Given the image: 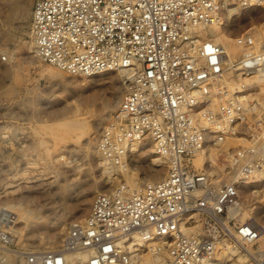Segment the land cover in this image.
<instances>
[{
	"label": "built area",
	"instance_id": "built-area-1",
	"mask_svg": "<svg viewBox=\"0 0 264 264\" xmlns=\"http://www.w3.org/2000/svg\"><path fill=\"white\" fill-rule=\"evenodd\" d=\"M254 8L264 0H34L44 62L74 76L129 73L98 142L104 158L126 167L127 145L149 139L168 172L136 194L96 195L58 249L22 264H82L79 254L83 264H264V223L238 220L243 185L264 171V93L253 100L237 83L264 74V42L240 33L231 58L212 31ZM13 223L0 206V251L14 246Z\"/></svg>",
	"mask_w": 264,
	"mask_h": 264
},
{
	"label": "rangeland",
	"instance_id": "rangeland-1",
	"mask_svg": "<svg viewBox=\"0 0 264 264\" xmlns=\"http://www.w3.org/2000/svg\"><path fill=\"white\" fill-rule=\"evenodd\" d=\"M33 3L25 18L29 0H0V206L13 215L12 249L19 252L58 249L69 228L86 218L96 195L126 184L125 168L104 158L98 142L116 118L129 76L119 71L74 76L44 62L30 48ZM238 12L231 14L232 36L264 25L263 8ZM258 88L248 94L257 99L264 93V88ZM73 115L87 126V133L79 139L77 132L66 135L60 126ZM153 148L149 139L130 148L131 166L137 165L134 170L146 179L158 167L150 156ZM30 156L41 158L32 174L26 170ZM158 169L163 176L168 172ZM30 176L32 180L26 178ZM254 185L241 192L248 212L244 222L264 223V185ZM25 208L36 218H22L28 214ZM52 236L58 242L46 244ZM9 261L22 264L20 256L12 255Z\"/></svg>",
	"mask_w": 264,
	"mask_h": 264
},
{
	"label": "bare ground",
	"instance_id": "bare-ground-1",
	"mask_svg": "<svg viewBox=\"0 0 264 264\" xmlns=\"http://www.w3.org/2000/svg\"><path fill=\"white\" fill-rule=\"evenodd\" d=\"M30 2L31 0H29V4L27 5V7L25 8V11H24V15L23 17H27L28 14L30 13V10H31V7H30ZM239 13V12H238ZM230 15H231V11L229 13L226 14V19H230ZM233 16V15H232ZM212 31L214 32V34L217 36V39L221 41V43H223L227 49V52H228V55L231 57V58H234L235 54L239 53L240 51V47L236 44V41H235V36H232L227 30L226 28H224L223 26H214L212 27ZM249 33H251L256 39L257 41H260V42H264V25H261L259 27H253ZM31 50L33 53H35L37 56H38V52L34 46V42L31 43V46H30ZM57 71L61 70L57 67ZM63 71V70H61ZM65 72V71H64ZM55 73V72H54ZM57 73V72H56ZM119 73L123 74V75H126V76H129V73L126 72V71H121L119 70ZM60 74V73H58ZM55 75V74H53ZM96 77V76H95ZM255 78V81L254 82H251L253 81ZM253 78H245V77H239V81H241V84L237 81V83L240 85L239 88L241 89L242 88V84H244V87L245 88H242L241 91L239 92H245V93H248L250 90H254L255 88L259 87L258 90H261L264 88V74H260L258 76H255ZM253 79V80H251ZM256 83L255 86H253L254 84ZM246 84V85H245ZM254 87V88H253ZM248 96L250 98L253 99V93H250L248 94ZM253 96V97H252ZM120 98V97H119ZM119 98L117 97V99L114 100V102L116 103L114 107H116V105L118 104L119 102ZM262 105H264V102H262ZM78 112V111H77ZM77 112L74 114L75 116H77ZM77 114V115H76ZM73 115V117H71L72 119H69V120H66L64 121L60 126H62L64 128V131L66 133V135H70L72 136L75 132H77V137L78 139L87 133V126L85 123L81 122L80 120L81 119H78L77 117H75ZM76 137V138H77ZM145 141V139H144ZM143 142V141H142ZM137 142H133V143H130L127 145L128 147V152L130 151V148L132 149L135 148ZM232 142H229V145H231ZM235 144V143H234ZM233 145V144H232ZM97 154H100V151H96ZM138 155V153H137ZM147 156V155H146ZM144 156V157H146ZM150 156L151 158H153L152 161H154L156 163V166L158 167H163V170L164 168L168 169L167 166H168V161L167 159L162 156V155H159L157 153V151L153 150L150 152ZM102 158V157H101ZM126 157H124L123 159L125 160ZM132 159V158H131ZM138 159V158H137ZM137 159L136 162H137ZM105 160V159H104ZM200 158H198V161L197 162H200ZM39 161H41V158L40 157H37V158H34L32 156H30L29 158H27V167H26V170L29 171L28 174H32V171L33 169L35 168V166L37 164H39ZM107 161V160H106ZM139 161V160H138ZM105 162V161H104ZM134 161L133 160H128L127 161V168L124 167L125 169H123V173H124V176H125V186L124 188L126 189L127 192H129L130 194H136L137 192H139L140 190H142L143 186L145 185V183L150 180V181H157V180H160L164 174H162V169H158V167H154V169L149 173L150 175V178L146 179V177H141L139 175V173L134 170V165L131 166V163H133ZM130 164V166H129ZM148 164V163H147ZM136 168H137V165H135ZM140 166V165H139ZM144 166H146L144 164ZM37 167V166H36ZM121 168V167H120ZM152 168L149 166V169ZM151 170V169H150ZM44 173H45V170H43ZM168 171V170H167ZM219 171L220 169L217 167L216 168V172L219 174ZM146 172V171H145ZM221 172V171H220ZM148 173V172H147ZM19 173H17V175H19ZM23 174V173H22ZM26 176V174L24 175ZM44 176V175H42ZM218 177V176H217ZM257 180L256 181H249V182H246L245 185H243V189L245 188H248L249 187V184H255L254 186L257 188L258 185L262 186L261 184L263 183H257V182H262V180L264 179V171L261 172L260 174H258L257 176ZM28 178V180H32V176L30 177H26ZM24 179V178H23ZM256 179V178H255ZM254 179V180H255ZM260 191H255L254 193H258ZM263 198H264V193H263ZM15 201L17 202V200L15 199ZM86 202V201H85ZM12 209H15V206H10ZM26 213V215H21L22 218H26L27 220H30L29 218L31 219H35L36 216H32L33 212L29 209H24ZM239 218H240V222H244L246 217L248 216V212L244 210L241 211V213L239 214ZM32 222V221H30ZM245 223V222H244ZM14 225V224H13ZM12 225V226H13ZM58 242V239L56 238V236H52L49 238V240L46 242V244H50V245H54ZM42 244V243H41ZM50 250V249H49ZM36 251H43V250H36ZM2 252H4L3 254H0V264H12L11 261H9V258L10 256L12 255H15V256H20L21 258H23V255L24 253H26V251L24 252H19L17 250H13V249H6V250H3ZM31 252H34V251H31ZM78 258L79 260L81 261V263L83 264L84 263V260H85V256H83V254H79L78 255Z\"/></svg>",
	"mask_w": 264,
	"mask_h": 264
}]
</instances>
